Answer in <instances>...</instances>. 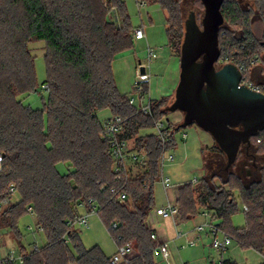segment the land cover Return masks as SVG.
I'll use <instances>...</instances> for the list:
<instances>
[{
	"label": "trees",
	"instance_id": "1",
	"mask_svg": "<svg viewBox=\"0 0 264 264\" xmlns=\"http://www.w3.org/2000/svg\"><path fill=\"white\" fill-rule=\"evenodd\" d=\"M251 1L255 8H243L240 0L223 1L224 18L240 30L221 28L219 35L220 60L237 63L244 79L264 47V30L259 41L251 28L256 13L264 23V0ZM155 2L166 13L169 46L180 55L181 0ZM114 10L119 21L109 18ZM37 40L44 41L47 49L42 85L48 86V98L42 108L19 99L39 87L30 48ZM134 43V26L124 0H0V204L13 197L11 186L20 195L18 202L0 205V230L28 256L22 264H111V256L99 245L87 247L73 225L82 201L88 209L91 202L98 204V216L117 246L132 243L130 264H156L154 249L159 242L151 236L155 231L148 218L156 205L154 186L162 176V155L177 148L181 124L173 125L167 118L173 131L166 144L155 134L141 133L168 114L162 109L168 97L152 100L151 113L144 114L119 90L112 64ZM103 109L124 120L119 137L144 157L135 175L125 171L117 179L113 172L110 143L103 137L97 115ZM262 132L254 136L260 143ZM61 162L72 170L61 173ZM216 178L205 173L196 186L186 183L179 188L181 219L196 216L199 207L213 211L222 229L242 248L264 253V168L259 181L249 188L243 185L240 201L246 223L242 227L232 223L239 206L234 191L239 188L229 180L217 184ZM113 187L125 191L127 200H117ZM27 206L33 207L46 237L45 246L32 250L20 225ZM223 264L237 263L225 259Z\"/></svg>",
	"mask_w": 264,
	"mask_h": 264
},
{
	"label": "rangeland",
	"instance_id": "2",
	"mask_svg": "<svg viewBox=\"0 0 264 264\" xmlns=\"http://www.w3.org/2000/svg\"><path fill=\"white\" fill-rule=\"evenodd\" d=\"M128 13L130 15L131 22L134 28L138 26H145V33L148 40H137L135 38L134 48L129 52L124 53L118 57L112 64L115 80L119 90L126 94L128 97L136 95L133 84L137 76V67L139 61L143 64H148L147 56V41L150 42L157 52V58L151 62V89L154 93L160 89L162 97H168L169 94L166 91L169 89V80L171 77V71L174 66H180L179 60H171L170 46L166 33V13L162 7L155 2V0H145L143 5L139 7V0H124ZM243 8L246 6H253L254 3L251 0H240ZM140 8V9H139ZM182 14L184 18V32H185V20L189 15L194 12L196 14L197 22L202 25V19L205 14V6L201 0H181ZM221 28L229 29L230 31L238 32L240 27L238 24L229 23L225 18L224 24ZM253 32L256 34L259 41H263V30L264 23L260 18L259 14L253 16V22L251 24ZM183 42V41H182ZM182 45V43H181ZM31 52L35 57V65L37 68V78L39 87L37 91L19 96L25 104H29L33 108H42L43 103L48 98L47 89L42 85L46 77V65H45V53L46 44L42 40L34 41L30 44ZM174 53L180 59V55L174 51ZM167 62H170L167 65ZM219 66V64H218ZM180 78V72L178 79ZM244 83L253 86H264V47L261 48L260 54L256 62L249 69L245 75ZM157 93V95H158ZM171 93V92H170ZM175 95L170 99L168 98L164 102L162 109L168 114L165 115L164 119H170L171 124H180L183 122L184 114L180 111L169 112L167 107L173 102ZM99 120L103 123L107 118L112 115L110 109L100 110L98 113ZM168 122V121H167ZM155 128H148L142 131V134H155ZM183 132L186 136H183ZM261 139L263 142L260 143L255 137H252V146L248 149L247 144H243L240 149L239 155L234 164L227 167V155L219 147L217 142L214 140L212 135L203 129H201L195 123L189 124L187 127H181L176 133V140L178 146L172 150L175 156V160L166 162L163 168V174L168 175L172 179L171 189L176 187L184 186L186 183L196 186L201 177L207 173L209 175H217L215 179L217 184H222L223 181L229 180L231 183L236 185L239 189L234 191L236 198L239 200V206L237 212L232 216V223L234 226L242 227L246 223V214L244 204L240 201V195L242 194L243 185L247 188L251 187L255 182L262 178V169L264 168V132H262ZM186 139L184 143L182 140ZM262 144V145H259ZM204 148L202 155L200 149ZM206 165L203 167V165ZM142 164L133 165L131 168V174L135 175L138 171H141ZM58 169L61 173H68L72 168L68 163L61 162L58 164ZM155 197L157 206H161L167 199L164 186L161 178L155 183L154 186ZM239 190H241L239 192ZM20 200V195L15 193L13 195L12 203H16ZM199 212L206 211L199 207ZM209 220L215 219L213 211H207ZM204 218L199 214L196 219L190 222H182L180 224V230L184 232L193 230L196 224L202 222ZM21 228L25 234L24 242L30 250L35 247H43L46 244V237L44 233L36 226L37 219L35 214H27L22 217L20 221ZM80 232L83 243L87 247L99 245L107 249L108 252L112 251L114 246V240L111 237L108 228L104 222L99 218L98 215L90 216V227H83L81 225L75 226ZM195 233L192 232L191 235ZM12 242L13 247L17 248V243L8 233H3L2 239L0 240V246H10ZM212 237L207 233L203 232L199 235L198 243L195 247L180 249L183 254L188 253L183 260L182 264H212L208 260L214 262L221 258V256L211 246ZM187 245V240H186ZM8 246V247H9ZM224 259H231L237 264H261L264 261V253H261L252 248H242L236 240L229 246L227 252L223 255ZM213 262V263H214ZM77 264V263H73Z\"/></svg>",
	"mask_w": 264,
	"mask_h": 264
},
{
	"label": "water",
	"instance_id": "3",
	"mask_svg": "<svg viewBox=\"0 0 264 264\" xmlns=\"http://www.w3.org/2000/svg\"><path fill=\"white\" fill-rule=\"evenodd\" d=\"M202 25L192 12L185 20L181 45L180 78L169 112L184 114L181 127L195 123L210 133L227 155V167L235 163L243 144L264 130V92L243 83L234 63L218 66L220 29L225 18L224 0H201ZM141 66V73H145Z\"/></svg>",
	"mask_w": 264,
	"mask_h": 264
},
{
	"label": "built area",
	"instance_id": "4",
	"mask_svg": "<svg viewBox=\"0 0 264 264\" xmlns=\"http://www.w3.org/2000/svg\"><path fill=\"white\" fill-rule=\"evenodd\" d=\"M139 5H143L144 0H139ZM109 18L113 21H119V16L117 12L114 10L110 13ZM134 36L136 39H142L146 37L145 26H139L134 29ZM147 56H148V64H143L139 62L137 67V76L135 82L133 84V89L136 95L128 97L129 102L132 106H134L138 111L143 112L144 114L151 113V101L154 100L150 95V86L152 80V67L151 62L153 59L157 58V52L151 46L147 47ZM258 59V58H257ZM256 59V60H257ZM220 60V58H219ZM218 60V61H219ZM222 66L224 63L223 59L220 60ZM234 63L235 62H227ZM218 64V62H217ZM141 66H145V73H141ZM239 67V66H238ZM242 71V70H241ZM244 83V80H243ZM245 84V83H244ZM247 85V84H246ZM148 87V91L145 90V87ZM251 88L255 90H259L264 92V86L261 88L260 86H253L249 84ZM45 89H48L47 85H44ZM103 137L110 143L111 155L113 158V172L116 174V178L120 179L125 171L131 174V168L133 165L144 164V157L140 154V152L130 145L129 141L126 139H121L119 135L124 131V120L120 116H111L107 118L103 123ZM155 135L161 140L162 143L166 144L171 140L170 135L172 134L173 129L168 125V122L165 120H160L155 125ZM183 136H186V133L183 132ZM175 160V156L172 153L171 149L165 150L162 158H161V166H162V176L161 181L164 188H170L172 186V179L168 175L163 174V168L166 162H171ZM3 169V155L0 153V173ZM105 188V186H102ZM9 191L14 195L18 193L15 189V186H11ZM111 193L116 197L119 201H125L128 198V195L125 191L119 190L117 187L111 188ZM13 197L7 198L1 202V206H6L10 202H12ZM78 208L83 209L85 212L81 211L77 214L76 218L73 221V225H81L83 227H90V216L98 215V204L95 202H91L90 209L86 207L85 202L78 203ZM28 214H35V211L32 206H27ZM206 211L201 212L204 220L198 224H196L195 228L190 231L184 232L183 230H177V236H185L187 237V245L188 246H196L198 243L199 235L203 232L207 231L209 235L212 237L211 246L213 249L221 256L218 258L214 264H223L225 260L223 255L229 249V246L233 242V238L228 235L222 227L219 225V220L215 216V219H208L209 213ZM210 211V210H209ZM157 213L163 218H171L174 223L177 225L180 220V208L176 201L169 199L165 204L157 208ZM40 230L41 228L36 225ZM114 227H117V223L113 224ZM195 234L192 236L191 233ZM3 233L0 230V240L2 239ZM153 239H158L157 233H152ZM35 247L34 249H36ZM134 255V248L132 243H127L124 245L117 246V249L113 255L110 257L111 264H130V261ZM171 256L169 242L167 240L159 241L158 245L154 249V257H162L165 260H168ZM28 256L22 254L20 252L19 247H6L5 250L0 246V264H5L7 262H15L17 264H22L24 259Z\"/></svg>",
	"mask_w": 264,
	"mask_h": 264
},
{
	"label": "crops",
	"instance_id": "5",
	"mask_svg": "<svg viewBox=\"0 0 264 264\" xmlns=\"http://www.w3.org/2000/svg\"><path fill=\"white\" fill-rule=\"evenodd\" d=\"M139 7H140V5H139ZM145 39L148 40L147 39V35H146L145 38L137 39V40H145ZM147 46H151L149 41H147ZM151 47H153V46H151ZM169 54L171 55V60L174 59V60H179L180 61V59L174 53V50L171 47H170ZM139 62H141V61H139ZM170 64H171L170 62H167V65H169V68H170ZM180 71H181L180 66H177V65L174 66V69L171 71V77H170V80H169V89H168V91H166L167 93H165V94H169L168 98H170V99L173 97V95H175V91H176V88H177L178 83H179L178 74H179ZM158 92H160V89H158L157 92L154 91V93H153L152 89H151V86H150V95H151L152 99H160L161 98L160 96H162L163 93L160 94ZM157 93H158V95H157ZM182 141L185 143L186 139H183ZM200 151H201V149H200ZM179 188L180 187H176L175 189L164 188L165 192L167 194V199L165 200V202H163V204H165L169 199L174 200V201L177 202L178 195H179ZM158 207H160V205L159 206L155 205V208L151 211V213L149 215V218H148V225H149L150 228H152L157 233L158 242L159 241H163V240H167L169 242L171 256H170V258L168 260H165L162 257H155L156 264H182L181 260H183L184 257H186L188 255V253L183 254L180 249L190 248L191 246L186 245L187 237H185V236L178 237L177 236V230L180 229V224L182 222H190L193 219H196L199 214L201 216H202V214H201V212H198V214L196 216H194L192 218H189L187 220H182L181 217H180V220H179L178 224L176 225L171 218H163V217H161L157 213V208ZM80 211L82 213L85 212L83 209H80ZM233 241H234V239H233ZM11 245H12V242H10V246L9 245L8 246L11 247ZM17 247H18V245H17ZM193 247H195V246H193ZM1 248L5 250L6 247L2 246ZM102 248L108 255L111 256V255H113L115 253V251L117 249V245L114 242V246L112 247V251H110V252H108L106 248H104V247H102ZM210 259L211 258L209 256L208 260L211 261L212 264H214L213 263L214 261L210 260Z\"/></svg>",
	"mask_w": 264,
	"mask_h": 264
},
{
	"label": "flooded vegetation",
	"instance_id": "6",
	"mask_svg": "<svg viewBox=\"0 0 264 264\" xmlns=\"http://www.w3.org/2000/svg\"><path fill=\"white\" fill-rule=\"evenodd\" d=\"M242 146H243V145H242ZM242 146H241V148H242ZM251 146H252V143H251L250 145H248V144L246 145L247 151H248V149H249ZM241 148H240V149H241Z\"/></svg>",
	"mask_w": 264,
	"mask_h": 264
}]
</instances>
